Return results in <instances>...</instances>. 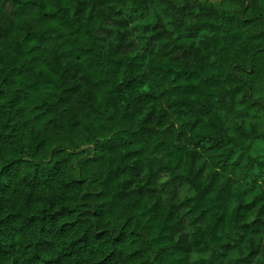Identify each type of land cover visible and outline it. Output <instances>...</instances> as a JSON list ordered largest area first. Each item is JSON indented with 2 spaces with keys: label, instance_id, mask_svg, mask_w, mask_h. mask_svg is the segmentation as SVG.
Listing matches in <instances>:
<instances>
[{
  "label": "clouds",
  "instance_id": "clouds-1",
  "mask_svg": "<svg viewBox=\"0 0 264 264\" xmlns=\"http://www.w3.org/2000/svg\"><path fill=\"white\" fill-rule=\"evenodd\" d=\"M0 264H264V0H0Z\"/></svg>",
  "mask_w": 264,
  "mask_h": 264
}]
</instances>
